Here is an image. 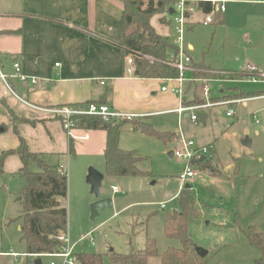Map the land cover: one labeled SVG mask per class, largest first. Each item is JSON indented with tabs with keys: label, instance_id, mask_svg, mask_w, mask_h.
I'll list each match as a JSON object with an SVG mask.
<instances>
[{
	"label": "rangeland",
	"instance_id": "rangeland-1",
	"mask_svg": "<svg viewBox=\"0 0 264 264\" xmlns=\"http://www.w3.org/2000/svg\"><path fill=\"white\" fill-rule=\"evenodd\" d=\"M192 5L195 7V3ZM242 6L244 10L232 12L223 23L218 22L221 13L213 11V23L185 28L184 47L186 49L188 42L193 45L192 50L186 49L189 57L236 74L229 79L210 80L211 98L222 93L227 94L223 97H230L233 90L238 95L248 96L264 91V81H252L238 75L245 70L246 62L253 63L252 60L258 58L248 47L249 41L260 42L264 35L263 20L250 10L251 5ZM162 18L164 22L160 24ZM150 23L158 33L166 31L169 40L175 39L176 24L167 9L154 14ZM187 68L194 72L191 61ZM201 84L194 83L192 75L186 72L181 83L182 95L178 99H204ZM230 108L234 113L227 116ZM192 113H203L207 120L202 123L198 119L193 123L189 118ZM150 123L159 132L179 134L181 131L195 144L207 148L205 161L213 173L202 167V161L198 162L197 173L185 183L190 187L197 210L196 216L188 218L187 229L195 247L208 250L204 264L252 263L249 259L259 251L249 242L248 228L264 229V99L232 105L216 104L185 112L180 118L175 112L154 114ZM119 131L120 146L135 149L143 156L137 166L146 172L144 175H106L103 154L96 146L98 140L93 144L78 139L72 154L44 157L47 163L67 173V195L60 201L67 210L68 244L74 245V252L102 254L104 264H109L107 253L143 249L147 238L154 240L158 254L169 246L180 247L177 239L166 237L163 231L165 214L177 207V196L181 191L178 176L188 166L187 161L168 155L175 147L176 139L164 142L139 130L134 131L130 122L123 124ZM246 139L250 141L249 146L243 145ZM89 167L104 173L100 198L112 200V206L94 219L90 218V204L96 198L85 180ZM37 169L36 163L29 164V170ZM24 183V176L16 174L6 177L5 189L0 190V238L4 236L0 245L3 244L4 252L10 254L4 259L7 264H37L36 260L39 264L60 262V257L25 253L26 246L19 229L21 204L17 200ZM112 186L117 188L115 193ZM148 264H162L159 255L148 257Z\"/></svg>",
	"mask_w": 264,
	"mask_h": 264
},
{
	"label": "crops",
	"instance_id": "crops-1",
	"mask_svg": "<svg viewBox=\"0 0 264 264\" xmlns=\"http://www.w3.org/2000/svg\"><path fill=\"white\" fill-rule=\"evenodd\" d=\"M123 1L0 0V72L7 76V83L24 100L23 102L11 94H4L5 84L0 78V153L16 149L19 146V135L25 140L28 150L38 154L45 162L44 157L47 159L48 156L56 154H72L68 151L70 136L62 126L61 117L47 112L48 108L64 105L80 107L90 102L106 104L112 110L135 114V118L127 120L132 125L135 121L151 124L150 117L154 114L177 113L175 108L179 104L178 96L169 90H161L165 84L169 87L175 85L174 81L166 82V79L177 77L145 78L134 75V68L132 73L127 71V54L121 45L124 35ZM176 1L168 0L169 7L172 8ZM200 1H211L214 9L205 13L199 5ZM192 3H195V10L188 15L186 29H191L199 23H213V11L221 13L218 22L223 23L232 12L244 10L242 5H251L250 10L264 23V0H224L223 11L217 9L222 4L221 0H193ZM208 14L211 21L205 23ZM159 20L160 24L164 22L163 18ZM159 34L170 44H174V40L171 41L167 37L166 31ZM248 47L258 58L252 60L253 63L246 62V65L251 64L259 73L264 74V35L260 42L249 41ZM186 49L192 50L193 45L188 42ZM187 50L186 53L189 54ZM168 59H174V55ZM190 61L194 72L187 68L184 74H191L194 83H202V79L207 78L209 82L236 76L232 70L212 66L204 60L190 57ZM14 62L19 64L20 73L27 76L26 81H20L13 76ZM238 75L246 76L245 70ZM31 78H35L36 82H31ZM259 79L264 81V77ZM236 94L238 92L233 90L232 95ZM222 95L223 93L211 98L209 89V100L214 103L237 99L240 101L236 103L264 99V91L258 95H241L225 100L223 96L227 94ZM195 98L182 100L181 103L185 106L193 105L187 102ZM182 115H179V118ZM184 117H187V114H184ZM133 130L135 131L134 127ZM173 133L175 140L178 134ZM119 134V148L134 150L143 158L135 149L120 146ZM78 139L93 144L98 140L96 146L103 154L106 141L104 130L72 129L73 152ZM21 166L22 162L17 153L5 157L3 174L0 175V190L5 189L6 177L15 176ZM115 190L117 191V188ZM112 191L116 192L113 188ZM253 228L264 233V229ZM0 241H4L3 235ZM251 246L257 249L253 244ZM2 248L3 244L0 245V264H7L4 257L10 254ZM258 251L259 254H253L254 258L249 259L252 262L249 264L264 260V251Z\"/></svg>",
	"mask_w": 264,
	"mask_h": 264
},
{
	"label": "trees",
	"instance_id": "trees-1",
	"mask_svg": "<svg viewBox=\"0 0 264 264\" xmlns=\"http://www.w3.org/2000/svg\"><path fill=\"white\" fill-rule=\"evenodd\" d=\"M124 35L121 45L125 54L138 52L134 56L133 74L145 78H175L178 76L176 67L169 64L168 57L175 55L176 46L163 38L150 23V18L167 9L168 0H124ZM199 5L205 13L212 11L211 1H200ZM248 95L236 94L223 97ZM203 99L195 98L187 104L203 103ZM127 120L105 121L98 116H76L74 128L84 130H104L106 141L103 149L105 174L109 176H140L146 172L137 163L143 158L134 150L119 148L117 139L120 127ZM135 130L167 142L174 137L170 131H156L147 122L135 121ZM16 134H18L16 132ZM19 146L16 149L0 153V175L3 174V160L12 153L20 156L22 166L17 175L24 176L25 183L18 193L17 200L21 204L22 219L20 226L21 238L25 242L26 253L30 255H44L60 252L65 243L59 239L67 235V210L61 204V199L67 195V173L62 169L46 163L38 154L30 152L25 140L18 135ZM68 151L73 153L71 137L68 139ZM206 160V159H205ZM203 160L200 164L204 169H210L209 163ZM30 161L36 163L37 170H29ZM213 173V171H212ZM194 198L189 188L182 187L177 196V207L164 216L163 231L166 237L177 239L180 247L169 246L158 254L155 242L147 238L143 249L132 248L128 253L109 252L106 259L109 264H148V257L159 255L162 264H204L207 255L199 257L196 247L188 233V218L196 216ZM247 237L258 250L264 251V233L249 227ZM76 264H104L102 254L79 251L74 252ZM257 264H264L262 259Z\"/></svg>",
	"mask_w": 264,
	"mask_h": 264
},
{
	"label": "built area",
	"instance_id": "built-area-1",
	"mask_svg": "<svg viewBox=\"0 0 264 264\" xmlns=\"http://www.w3.org/2000/svg\"><path fill=\"white\" fill-rule=\"evenodd\" d=\"M192 2L193 0H177L175 2V5L172 7L173 11L171 13L172 20L176 24L174 26V32H175L174 45L176 46L177 50L174 55V59H170L168 63L176 67L179 74L175 79H166V82L174 81L175 85L169 87L168 84H165L164 86L161 87V90L162 91L169 90L171 93L177 95L178 98L181 97L182 95L181 83L184 80V71L187 69V65L190 62V57L186 53L183 40H184V32H185V26L188 15L195 10V7L192 5ZM221 3L222 4H220V6L217 7V9L219 8V10L223 11L224 0H221ZM210 21H211V16L210 14H208L205 18V23ZM136 55H138V52L133 51L127 54L126 56V62L128 64L127 71L129 73H132L134 56ZM13 67L15 69V73L13 75L14 77H17L20 81H26L28 79L27 76L20 73V67L17 62L13 63ZM245 72H246V76L250 78L252 81H257L259 77H264V74L259 73L257 68L251 64L246 65ZM0 78L5 84L4 94H11L24 102V100L21 97H19L10 87V85L7 83V76L0 72ZM31 82H36V79L31 78ZM201 90L205 99L203 103L185 106L179 100V104L175 108V111L181 116L182 113H184L185 111L201 110L212 107L216 104H230L240 101V99L239 100L237 99V100H230V101L217 102V103L211 102L209 100L208 80L205 79H202ZM46 111L54 116L61 117L62 126L70 137H71V130L74 129V118L76 116H83V115L98 116L105 121L130 120L136 117L135 114L112 110L106 104H97L92 102L87 103L80 107L64 105L59 107L48 108L46 109ZM233 113H234L233 109L230 108L226 112V115L231 116ZM189 118L192 122H196V120L199 119L198 115L194 113H192L189 116ZM171 151L173 157L187 161L188 163V166L178 176L179 184L180 187L182 188L187 182V180L193 177L197 173L196 163L201 162L200 161L201 158H204L203 160H205L206 158L205 154L207 153V148L195 144V142L192 139L187 138L186 136H184V134L181 131H179V134L177 135V139H176V145L174 148H172ZM193 165L195 166L193 167ZM112 188L114 191H116L115 187ZM161 207H164L163 204H161ZM59 239L64 241L65 243L64 248L58 253H53L48 255L54 257H60L61 261L50 262V264H76V259L74 256V245L68 244L67 235H62L59 237Z\"/></svg>",
	"mask_w": 264,
	"mask_h": 264
},
{
	"label": "water",
	"instance_id": "water-1",
	"mask_svg": "<svg viewBox=\"0 0 264 264\" xmlns=\"http://www.w3.org/2000/svg\"><path fill=\"white\" fill-rule=\"evenodd\" d=\"M172 8L169 9V13H172ZM198 117L202 123H205L206 115L203 113H199ZM243 145L249 146L250 141L249 140H244ZM169 156H172V151L168 152ZM204 158H201L200 161H202ZM104 178V174L97 169L93 167H89L85 180L86 183L90 186V192L94 194L95 200L90 204V218L94 219L100 213L102 210L105 208H110L112 206V200L111 198H100V184L102 179ZM186 188H190L189 185H185ZM196 251L199 257L203 258L207 255L208 250L203 249V248H198L196 247ZM37 264L40 263L39 260L35 261Z\"/></svg>",
	"mask_w": 264,
	"mask_h": 264
}]
</instances>
